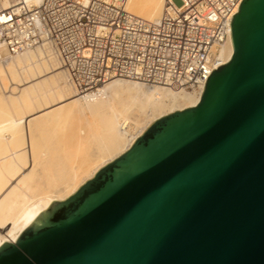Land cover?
Masks as SVG:
<instances>
[{
    "label": "water",
    "instance_id": "1",
    "mask_svg": "<svg viewBox=\"0 0 264 264\" xmlns=\"http://www.w3.org/2000/svg\"><path fill=\"white\" fill-rule=\"evenodd\" d=\"M199 102L155 120L0 246V264H264V0Z\"/></svg>",
    "mask_w": 264,
    "mask_h": 264
},
{
    "label": "bare ground",
    "instance_id": "2",
    "mask_svg": "<svg viewBox=\"0 0 264 264\" xmlns=\"http://www.w3.org/2000/svg\"><path fill=\"white\" fill-rule=\"evenodd\" d=\"M16 0H0L4 8ZM39 5L42 0H23ZM165 0H126L158 20ZM230 40L219 64L230 60ZM1 57V56H0ZM201 91L148 88L110 79L80 94L50 45L0 58V246L15 242L46 211L112 162L158 118L195 106Z\"/></svg>",
    "mask_w": 264,
    "mask_h": 264
},
{
    "label": "built area",
    "instance_id": "3",
    "mask_svg": "<svg viewBox=\"0 0 264 264\" xmlns=\"http://www.w3.org/2000/svg\"><path fill=\"white\" fill-rule=\"evenodd\" d=\"M165 1L154 22L129 13L126 0L0 5V58L50 45L80 94L110 79L202 93L242 0Z\"/></svg>",
    "mask_w": 264,
    "mask_h": 264
}]
</instances>
